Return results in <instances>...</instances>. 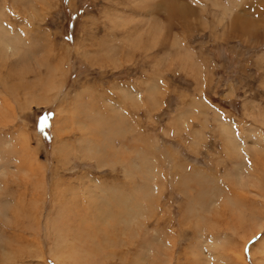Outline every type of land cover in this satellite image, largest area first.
Returning a JSON list of instances; mask_svg holds the SVG:
<instances>
[{"label": "rangeland", "instance_id": "1", "mask_svg": "<svg viewBox=\"0 0 264 264\" xmlns=\"http://www.w3.org/2000/svg\"><path fill=\"white\" fill-rule=\"evenodd\" d=\"M6 35L0 264H264V0H0Z\"/></svg>", "mask_w": 264, "mask_h": 264}, {"label": "crops", "instance_id": "2", "mask_svg": "<svg viewBox=\"0 0 264 264\" xmlns=\"http://www.w3.org/2000/svg\"><path fill=\"white\" fill-rule=\"evenodd\" d=\"M262 237V236H261ZM261 240V239H260ZM260 240H256V242H255V245L253 246V250L254 249H256V248H260V249H263L264 250V247H262L260 244H258V242L260 241ZM253 256H254V254H253Z\"/></svg>", "mask_w": 264, "mask_h": 264}, {"label": "bare ground", "instance_id": "3", "mask_svg": "<svg viewBox=\"0 0 264 264\" xmlns=\"http://www.w3.org/2000/svg\"><path fill=\"white\" fill-rule=\"evenodd\" d=\"M1 34H2V33H1ZM7 37H8V35H6V37H5V38H3V37H1V36H0V40H1V41H3V43H4V41H5V39H6ZM9 46H10V44H9ZM226 132H227V131H226ZM229 132H231V133H232V131H228V133H229Z\"/></svg>", "mask_w": 264, "mask_h": 264}]
</instances>
